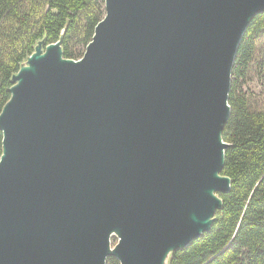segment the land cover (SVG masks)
<instances>
[{
	"label": "water",
	"instance_id": "95a60500",
	"mask_svg": "<svg viewBox=\"0 0 264 264\" xmlns=\"http://www.w3.org/2000/svg\"><path fill=\"white\" fill-rule=\"evenodd\" d=\"M104 9L80 58L63 56L62 34L41 39L11 76L0 264H168L210 230L230 190L231 70L264 0H104ZM50 46L58 56L41 57ZM192 212L210 213L207 226L197 231Z\"/></svg>",
	"mask_w": 264,
	"mask_h": 264
},
{
	"label": "trees",
	"instance_id": "16d2710c",
	"mask_svg": "<svg viewBox=\"0 0 264 264\" xmlns=\"http://www.w3.org/2000/svg\"><path fill=\"white\" fill-rule=\"evenodd\" d=\"M105 13L104 0H0V111L9 99L11 76L34 50L61 37L63 56L78 59ZM264 36V12L251 19L238 45L228 95L230 115L222 138V174L230 190L219 193L208 232L168 254V264H264V108L254 106L242 83ZM0 132V153H1ZM106 264H119L108 257Z\"/></svg>",
	"mask_w": 264,
	"mask_h": 264
},
{
	"label": "rangeland",
	"instance_id": "374dc122",
	"mask_svg": "<svg viewBox=\"0 0 264 264\" xmlns=\"http://www.w3.org/2000/svg\"><path fill=\"white\" fill-rule=\"evenodd\" d=\"M242 87L245 91L252 92L254 106L264 108V36L260 38L256 57ZM116 242L117 238H112L110 249H113Z\"/></svg>",
	"mask_w": 264,
	"mask_h": 264
},
{
	"label": "bare ground",
	"instance_id": "6f19581e",
	"mask_svg": "<svg viewBox=\"0 0 264 264\" xmlns=\"http://www.w3.org/2000/svg\"><path fill=\"white\" fill-rule=\"evenodd\" d=\"M55 55L58 56V50L57 47L55 46H50L48 47L47 51L43 52V55L41 57H45L47 56L49 53H54ZM59 62H62L61 60H59ZM26 69H23V71H25ZM212 178H215L216 180H218L219 182H225V180L223 178H220L217 176L216 171L213 173ZM223 184V183H222ZM213 188H208L204 190V194L209 197L212 201V205L217 203V199L214 196V194H212L213 192ZM212 209V208H211ZM209 214L205 215V216H200L195 214L194 212H192L190 214L191 219L193 220V222H195V224L197 225V231H199L200 229H202V227H206L208 222H209ZM182 243H178V245H181ZM172 249V247H168V252H170Z\"/></svg>",
	"mask_w": 264,
	"mask_h": 264
}]
</instances>
